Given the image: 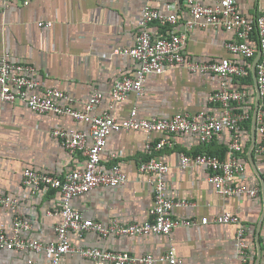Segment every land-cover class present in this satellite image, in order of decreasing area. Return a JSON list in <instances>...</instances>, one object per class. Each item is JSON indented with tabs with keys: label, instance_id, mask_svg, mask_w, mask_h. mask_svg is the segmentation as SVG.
<instances>
[{
	"label": "crops",
	"instance_id": "0c3cea01",
	"mask_svg": "<svg viewBox=\"0 0 264 264\" xmlns=\"http://www.w3.org/2000/svg\"><path fill=\"white\" fill-rule=\"evenodd\" d=\"M205 3L215 5L217 0ZM147 4L167 13H178L176 28L188 33V58L206 62L223 58L243 60L227 47L233 32L213 26L186 27V21L192 17L186 0H31L28 5L16 0L6 5L0 0V58L7 54L12 62L34 66L35 77L42 87L58 88L74 98L72 105L77 110H84L91 94L98 89L104 98L97 112L111 110L119 120L128 117L133 109H137L139 117L148 119L199 112L219 115L221 108L209 101V95L220 89V77L215 73L190 71L184 66L150 75L142 95L131 93L110 109L114 83L125 75H133L138 66L134 59L118 50L134 44L138 20ZM237 4L249 18L264 14V0H237ZM41 22L45 24L40 25ZM154 27L158 28L156 24ZM259 57L258 54L253 59H244L249 76L230 84L232 89L244 87L249 91V98L239 106L250 114L241 129L242 143L246 146L243 154L246 170L240 181L258 187V195L225 196L209 182L210 171L206 166L181 165L182 153L194 155L206 151L226 157L231 138L228 130L217 134L209 144L202 143L196 133H175L171 135L174 146L160 150L147 148L149 142L155 144L164 137L160 132L112 131L101 153V164L104 168L119 164L127 174V181L119 186H98L75 197L73 205L85 218L105 226L113 221L128 224L148 220L154 192L149 175L140 171V164L155 157L169 166L165 175L168 196L191 203L176 207L173 216L199 222L208 217L210 222L177 226L169 234L105 237L91 231L85 241L71 232L73 245L127 252L136 257L149 254L159 257L174 248L180 264H264V153L255 151L261 141L256 120L260 99L255 64ZM58 103L69 104L66 99ZM56 129L88 132L90 123L71 115L34 111L23 101L0 100V194L16 197L20 210L30 216L32 227L21 231L26 240L43 243L57 240L61 194L56 189L33 193L23 184V172L30 168L62 177L85 160L83 152L73 155L64 148L54 135ZM91 143L89 137L88 144ZM17 212L0 205V231L13 233ZM226 212L241 218L248 243L247 262L242 261L236 245L238 225L213 222ZM31 258L42 261L44 256L30 249H0V264H27ZM62 264L92 263L78 254L68 253ZM153 264L169 263L158 260Z\"/></svg>",
	"mask_w": 264,
	"mask_h": 264
},
{
	"label": "built area",
	"instance_id": "2783aa9c",
	"mask_svg": "<svg viewBox=\"0 0 264 264\" xmlns=\"http://www.w3.org/2000/svg\"><path fill=\"white\" fill-rule=\"evenodd\" d=\"M3 1L8 5L14 0ZM16 1L23 5L31 2V0ZM205 1L207 0H186L192 13V17L186 21L187 28L222 27L233 32V39L227 43L231 53L241 56L246 61L260 55L255 69L260 94L256 120L261 141L255 147V151L257 154L264 153V14L252 18L247 17L240 11L237 0H217L215 5H208ZM178 22L177 12L167 13L150 4L144 6L138 20L134 44L118 50L120 54L134 59L138 66L133 75H125L114 83L110 91V109H113L114 105L131 93L142 95L150 75L162 74L168 69L184 66L190 71L210 72L220 77V89L209 95V101L221 108L219 115L199 112L193 115L176 114L169 118L148 119L139 117L137 109H133L128 117L119 120L111 110L97 112L104 98L103 92L98 89L93 91L84 110H77L72 105L74 98L58 88L42 87L39 79L35 77L37 70L34 66L12 62L7 54L0 58L1 101H23L34 111H52L71 115L78 121L90 123L88 132L76 129H56L54 131V135L59 137L69 153L73 155L79 152L84 153L85 160L81 166L73 168L62 177L30 168L23 172V184L28 186L33 193L44 192L48 189L60 191L58 213L61 220L56 227L57 240L43 243L35 239H23L21 231L32 227L30 216L20 210V201L16 197L0 194V205L18 210L14 217L13 233L0 231V249H30L43 254L42 261L31 258L27 264H62L63 257L68 253L78 254L92 264H131L134 262L153 264L158 260L167 261L169 264L181 263L174 248H170L159 257L150 254L136 257L127 252L73 245L70 238L71 232L76 233L81 241H85L87 233L91 231L105 237L109 235L169 234L177 226H193L210 222L208 217H203L199 222L195 219L173 216L172 212L176 207L188 206L191 203L187 200L171 199L168 196L165 175L169 166L155 157L140 164V171L148 173L154 192V205L150 210L148 220L128 224L113 221L105 226L99 221L85 218L83 213L73 205L75 197L98 186H119L127 181V174L119 164L114 163L110 168H104L101 164V153L112 131L139 130L147 134L160 132L164 137L155 144L151 142L147 144L148 150H160L174 146L175 141L171 135L175 133H196L202 143L209 144L217 134L228 130L231 138L226 157L206 151L194 155L182 153L181 165L183 167L191 164L206 166L210 171L209 182L218 193L225 196L255 197L258 195V187H252L240 181L246 170V164L243 161L246 146L242 143L241 129L244 122L250 118V114L239 109V106L247 101L249 91L244 87L230 88L233 81L240 82L249 76L250 70L247 62L243 60L235 62L231 58L208 62L188 58L186 54L188 33L176 28ZM46 24L50 25V23ZM155 24L158 28L154 27ZM253 39H256L255 43ZM60 99H66L69 104L61 106L58 103ZM89 137L92 138L91 144H88ZM213 222L238 225L236 245L242 261L247 262L248 243L245 240V228L241 218L231 212H226L215 217Z\"/></svg>",
	"mask_w": 264,
	"mask_h": 264
},
{
	"label": "water",
	"instance_id": "95a60500",
	"mask_svg": "<svg viewBox=\"0 0 264 264\" xmlns=\"http://www.w3.org/2000/svg\"><path fill=\"white\" fill-rule=\"evenodd\" d=\"M255 78H256V69H255ZM256 86H257V90H258L257 82H256ZM258 93H259V91H258ZM259 99H260V94H259ZM258 106H259V102H258ZM257 112H258V107H257V110H256V115H257Z\"/></svg>",
	"mask_w": 264,
	"mask_h": 264
},
{
	"label": "trees",
	"instance_id": "16d2710c",
	"mask_svg": "<svg viewBox=\"0 0 264 264\" xmlns=\"http://www.w3.org/2000/svg\"><path fill=\"white\" fill-rule=\"evenodd\" d=\"M244 80V79H243ZM210 153H212V152H210ZM213 154H216V153H213Z\"/></svg>",
	"mask_w": 264,
	"mask_h": 264
}]
</instances>
